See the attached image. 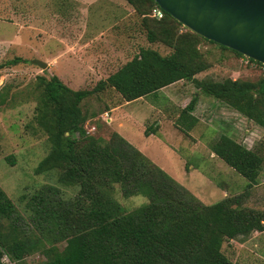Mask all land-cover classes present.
I'll use <instances>...</instances> for the list:
<instances>
[{
  "label": "trees",
  "instance_id": "trees-1",
  "mask_svg": "<svg viewBox=\"0 0 264 264\" xmlns=\"http://www.w3.org/2000/svg\"><path fill=\"white\" fill-rule=\"evenodd\" d=\"M127 2L141 18L147 42L169 52L143 45L93 88L74 89L56 74L36 76L29 95L37 101L34 118L49 149L35 172H56L58 184H42L21 202L0 185V264H31L27 258L35 253L45 258L42 264H232L224 244L264 232V210L246 203L264 169L257 146L247 147L226 133L211 142L212 152L248 182L242 193L206 204L118 131L103 138L87 130L89 120L117 106L107 99L112 91L122 103L130 102L181 80L193 81L264 129V70L256 79L197 77L212 67L204 44L263 63L199 35L164 10L162 18L153 16L160 8L154 0ZM20 62L27 60L15 57L0 69ZM7 97L1 88L0 106ZM91 97L103 101L102 111L84 107ZM197 100L195 94L174 120L184 135L199 122L192 113ZM95 128H101L97 121ZM116 184L124 197L141 194L149 202L125 210L113 196ZM66 187L75 194L67 198Z\"/></svg>",
  "mask_w": 264,
  "mask_h": 264
},
{
  "label": "rangeland",
  "instance_id": "rangeland-1",
  "mask_svg": "<svg viewBox=\"0 0 264 264\" xmlns=\"http://www.w3.org/2000/svg\"><path fill=\"white\" fill-rule=\"evenodd\" d=\"M128 7L132 5L127 0H0V63L15 57L27 60L0 69V89L8 91L6 103L0 106V185L14 201L21 202L22 195L32 194L42 184H58L56 172H35L49 149L47 136L34 118L37 101L29 95L37 75L56 74L74 89L93 88L143 45L168 54L169 48L147 42L134 10L128 19H122ZM202 49L212 67L198 74L199 79H256L264 70L215 44H204ZM46 58H52V67L42 69L34 62ZM82 59L88 64L80 67ZM195 94L198 100L192 113L199 122L188 136L174 120ZM108 97L115 104L121 102L115 91ZM102 102L91 97L84 107L102 111ZM106 114L107 121L101 115L89 120L87 130L103 138L114 130L128 132L133 145L206 204L242 193L248 182L224 160L211 156L210 144L220 134L226 133L247 147L257 146L264 153V129L193 81H178L116 109L113 116L120 115L122 127ZM96 121L101 128H95ZM248 193L246 203L264 210V169L260 182ZM74 194L73 188H65L67 198ZM113 196L127 211L149 202L141 194L124 197L119 184ZM224 251L232 264H264V232L227 241ZM44 260L40 253L27 258L31 264Z\"/></svg>",
  "mask_w": 264,
  "mask_h": 264
},
{
  "label": "water",
  "instance_id": "water-1",
  "mask_svg": "<svg viewBox=\"0 0 264 264\" xmlns=\"http://www.w3.org/2000/svg\"><path fill=\"white\" fill-rule=\"evenodd\" d=\"M154 1L188 29L264 64V0Z\"/></svg>",
  "mask_w": 264,
  "mask_h": 264
},
{
  "label": "crops",
  "instance_id": "crops-1",
  "mask_svg": "<svg viewBox=\"0 0 264 264\" xmlns=\"http://www.w3.org/2000/svg\"><path fill=\"white\" fill-rule=\"evenodd\" d=\"M121 4V3H120ZM127 4V3H126ZM123 5H125V4H123ZM117 6H119V7H122L121 5H118L117 4ZM126 6V5H125ZM129 8V9H128ZM128 8H125L126 9V11L128 12V14L126 13V14H124V16H122V19H128V16L130 15V14H132L133 13V8L131 7H128ZM124 9V8H123ZM135 48V47H134ZM52 58H46V62L48 63V67L50 66V67H52V65L49 63L50 62V60H51ZM83 60V59H82ZM87 61H85V60H83V62H81V64L79 63V65H80V67H82V66H84V64L86 63ZM86 64H88V63H86ZM85 64V65H86ZM47 67V68H48ZM92 68V67H91ZM94 69V68H93ZM130 102H132V101H130ZM130 102H128V101H125V102H121V103H118L117 104V106H115V107H112L110 110H108L107 112H104L102 115H103V117H105V114L106 113H108L109 115H110V117H111V122H116L117 121V125L119 126V127H122L123 126V122H122V120H121V117H120V115L119 116H113V113L115 112V110L116 109H118V108H121L122 106H124V105H127L128 103H130ZM223 124L224 123H227V122H225V121H223L222 122ZM120 132V131H119ZM120 134H122L127 140H129L131 143H132V140H131V137H130V134L128 133V132H125V134H123V132L121 133L120 132ZM133 144V143H132ZM210 150H211V148H210ZM212 151V150H211ZM212 157H218V156H216L213 152H212V155H211ZM155 162V161H154ZM159 165V164H158ZM227 194H228V191L226 192Z\"/></svg>",
  "mask_w": 264,
  "mask_h": 264
},
{
  "label": "built area",
  "instance_id": "built-area-1",
  "mask_svg": "<svg viewBox=\"0 0 264 264\" xmlns=\"http://www.w3.org/2000/svg\"><path fill=\"white\" fill-rule=\"evenodd\" d=\"M152 15L155 16V17H157V18H162L163 15H164V12H163V10L161 8H154V10L152 12ZM106 115L109 116L108 113ZM105 118H107V117L105 116Z\"/></svg>",
  "mask_w": 264,
  "mask_h": 264
}]
</instances>
